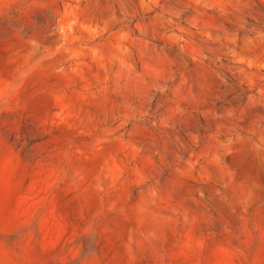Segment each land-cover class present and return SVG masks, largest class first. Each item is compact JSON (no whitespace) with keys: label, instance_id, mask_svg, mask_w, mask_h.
<instances>
[{"label":"rangeland","instance_id":"374dc122","mask_svg":"<svg viewBox=\"0 0 264 264\" xmlns=\"http://www.w3.org/2000/svg\"><path fill=\"white\" fill-rule=\"evenodd\" d=\"M0 264H264V0H0Z\"/></svg>","mask_w":264,"mask_h":264}]
</instances>
